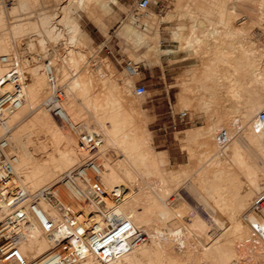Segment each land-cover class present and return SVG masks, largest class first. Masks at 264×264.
Wrapping results in <instances>:
<instances>
[{
  "label": "bare ground",
  "instance_id": "1",
  "mask_svg": "<svg viewBox=\"0 0 264 264\" xmlns=\"http://www.w3.org/2000/svg\"><path fill=\"white\" fill-rule=\"evenodd\" d=\"M1 1L0 76L5 70L3 57L17 59L26 76L21 105L0 126V136L6 133V151L15 158L19 185L26 192L21 196L25 228L18 242L24 258L30 261L46 253L56 238L67 233L66 228L55 229L64 212L41 191L85 157L97 156L111 212H97L90 203L80 210L79 203L67 197L65 202L76 211L72 217L86 218L92 228L125 219L146 238L125 251L100 257L83 244L84 255L73 264H242L246 258L249 264H264V133L254 129L264 108V61L249 46L248 23L235 27L230 22L246 0H178L165 16L157 18L146 8L137 21L132 17L121 21L123 31H116L135 46H144L141 61H158L161 54L170 58L184 47L194 54L176 96L184 110L203 113V123L183 129L180 137L182 148L189 157L196 156V163H177L168 169L166 152L153 148L149 117L134 100L141 94L135 89L132 93L129 75L122 74L118 83L107 59L95 57L90 64L89 49L80 36L79 11L105 27L104 17L113 15L111 4L119 5L118 0H12L9 8ZM247 1L256 3L258 14L253 18H264V0ZM170 17L178 20L170 32L177 41L175 49L158 45L160 23ZM251 17L250 24L258 21ZM32 35L49 43L62 39L65 46L35 54L34 64L28 65L20 57L17 40ZM45 61L51 64L53 84L64 87L62 107L67 118L79 124L76 130L57 123L44 106L51 88L42 70ZM137 66L129 61L126 68L138 73ZM7 88L0 85V94ZM222 127L227 141L218 147ZM79 132L95 136L93 152L78 146ZM181 183H187L209 220L218 225L214 236L199 212L189 214L191 206L178 189ZM117 191L115 199L111 194ZM33 195L53 230L45 231L28 210ZM7 208L1 203L0 214ZM126 244L122 239L113 246Z\"/></svg>",
  "mask_w": 264,
  "mask_h": 264
},
{
  "label": "built area",
  "instance_id": "2",
  "mask_svg": "<svg viewBox=\"0 0 264 264\" xmlns=\"http://www.w3.org/2000/svg\"><path fill=\"white\" fill-rule=\"evenodd\" d=\"M3 1L4 3L12 2V0ZM150 4V0H135L126 17H132L137 21ZM2 62L5 65V70L0 76V85L7 84L8 88L0 94V126L5 125L8 115L21 105L24 99L23 86L26 81V76L20 69L17 59L3 57ZM128 62L129 60H126V65ZM42 70L51 83L44 106L58 123L71 130H76L79 124L72 122L66 116L62 107V99L65 94L64 87L53 84L49 61L44 62ZM135 92L145 94V85L137 84ZM186 116H188L187 113L178 114L179 120ZM254 129L264 133V108L258 114V122ZM226 141L225 132H219L217 136L218 147L223 146ZM78 146L91 153L97 146V140L95 136L89 133L79 132ZM6 148L7 138L6 133H4L0 136V207L1 203H5L8 211L0 214V264H73L84 255L80 250L83 244L89 247L94 256L100 257L109 256L116 250L125 251L127 247L145 240V233L125 219H114L113 222H108L102 228H92V223L86 218L77 220L75 216L72 217L76 211L69 205V202H65L67 197L78 202L81 206L80 210H83L85 204L90 203L97 212H111L106 204L109 193L103 187L100 179L101 167L95 157L88 156L79 165L68 170L59 182L41 191V194L48 201L64 212L63 221L58 223L55 229L60 232L66 228L67 233L64 237L56 238L55 245L46 253L27 261L18 249V242L23 235L26 219L21 196L26 192L19 185V178L13 168L15 158L7 153ZM111 195L117 199L119 192H113ZM36 197L37 195L32 196L28 203V210L37 223L49 232L54 229V226L37 206ZM122 239L127 241L126 247L117 246L114 248L113 243Z\"/></svg>",
  "mask_w": 264,
  "mask_h": 264
},
{
  "label": "rangeland",
  "instance_id": "3",
  "mask_svg": "<svg viewBox=\"0 0 264 264\" xmlns=\"http://www.w3.org/2000/svg\"><path fill=\"white\" fill-rule=\"evenodd\" d=\"M134 1L135 0H118L119 5L111 4L114 13L112 16L104 17V22L106 24L105 27H100L87 16L83 15L82 12H78L77 18L82 27L80 36L83 39L86 48L89 49L88 54L90 56L88 55V58L90 64L95 63V61H93L95 57L99 58L100 60L107 59L113 68L112 76L118 83H121L122 81V74L129 75L132 93H135L134 89L137 84H144L146 87L145 94H141L139 97L133 96L136 97L134 100L139 101L140 107L146 111L145 113L149 117L147 127L151 131L153 148L155 150H164L161 148H168L170 156H174L173 158H169L167 151L164 150L168 156L167 162H169V164H166L165 162L164 168L166 166V169L175 168L177 163H192L193 166V161L196 160V156L194 155L195 157L192 156V158L189 157L185 146L182 148L183 146L181 145H184L183 143L181 144L180 140L183 138L182 130L188 126L202 124L204 117L203 113L199 111L197 113H192L189 108H185L184 110V107L178 106L176 95L180 89V80L186 74L187 69L191 67V64H189L188 60L190 56L192 57L194 54L192 53L191 49L184 47L187 50L182 48L177 52L172 53L170 58L164 54H161L158 61H149L147 59L141 61L140 55L145 50L144 46L141 47L140 45V47H137L135 46L136 44L131 41V39L129 40L125 36L117 33L123 31V29H121L122 22L124 23L125 20L127 21L128 17H126V15ZM150 1L151 4L149 7H147L148 10L153 12L157 18H161L165 16L167 12L174 10L178 0ZM1 2L4 4L5 8H9L12 4L4 3L3 0ZM241 3H244V7L242 5V11L231 18L232 21L230 22L235 27H239L242 22L248 23L247 37L250 38L249 40H251V45L249 46H252V49L255 50L256 58L259 61H261V59L264 61V18L259 19L260 21L253 18L254 14H258V12H255L257 11L256 3L252 4V1L248 2L247 0L242 1ZM252 6L253 8H251ZM243 16H246V18H241ZM250 17L253 18L254 21H258L252 23V20L250 24ZM255 18H258V16ZM177 21L178 20L176 17H170L169 19H165L160 23V42L158 45L161 48H176L177 41L171 38L170 32L174 30ZM218 29L222 30L223 27H218ZM108 35L109 37H107ZM59 40L62 41V39ZM59 40L55 42L51 41L50 43L53 42L54 44L52 43L50 46L49 41L45 42L41 36L38 37L32 35L28 36V38L26 36L17 40V49L19 51L20 57L28 65H30L34 64L33 58L35 54H39L42 51H47L46 53H50L52 49L61 51L64 44H62ZM58 44L62 46L61 49L59 48L60 46ZM136 57L138 59H136ZM126 60L137 64L139 66V72L133 73V70L129 71L126 68ZM223 91L224 90H222V92ZM223 93L226 94V92ZM183 111H186L188 116L184 117L182 120H179L178 114ZM257 114L258 112L255 116H257ZM173 120L175 122L174 126ZM222 131L226 132L224 127L220 129V132ZM182 141H184V139ZM95 157V159L99 161L97 156ZM194 163H196V161H194ZM180 187L184 188L185 190L181 189ZM178 189L185 200L189 203V206L192 207V209L191 207L189 209V214L195 211L199 212L209 222V232L211 236H214L217 233L218 225L209 220L208 215L194 197L193 191L188 189L187 183H181ZM245 253L247 254V251ZM241 257H243V255H241ZM248 262L249 261L247 258L241 260L242 264H249Z\"/></svg>",
  "mask_w": 264,
  "mask_h": 264
},
{
  "label": "crops",
  "instance_id": "4",
  "mask_svg": "<svg viewBox=\"0 0 264 264\" xmlns=\"http://www.w3.org/2000/svg\"><path fill=\"white\" fill-rule=\"evenodd\" d=\"M161 149H164V150H166L167 151V153H168V155H169V158L171 157V158H173L174 156H170V154H169V149L168 148H161Z\"/></svg>",
  "mask_w": 264,
  "mask_h": 264
}]
</instances>
